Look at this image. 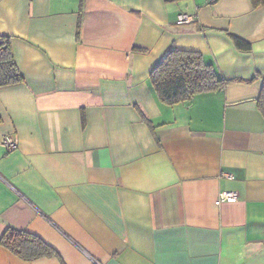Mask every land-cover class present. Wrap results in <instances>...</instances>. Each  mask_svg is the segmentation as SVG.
<instances>
[{
  "label": "crops",
  "instance_id": "obj_1",
  "mask_svg": "<svg viewBox=\"0 0 264 264\" xmlns=\"http://www.w3.org/2000/svg\"><path fill=\"white\" fill-rule=\"evenodd\" d=\"M0 36L25 78L0 90V239L32 233L63 262L0 245V264H264V8L0 0ZM171 49L233 81L166 105L151 72Z\"/></svg>",
  "mask_w": 264,
  "mask_h": 264
},
{
  "label": "trees",
  "instance_id": "obj_2",
  "mask_svg": "<svg viewBox=\"0 0 264 264\" xmlns=\"http://www.w3.org/2000/svg\"><path fill=\"white\" fill-rule=\"evenodd\" d=\"M250 1L254 9L264 8V0ZM231 38L239 51L251 50L249 42L234 35ZM232 81L220 78L214 67L206 63L200 53L178 49H171L151 72V82L156 94L169 106L190 101L201 93L223 90ZM24 82L25 78L17 66L10 38L0 36V90ZM257 104L264 117V82ZM0 245L26 262L43 258H57L62 262L54 248L37 235L23 230L8 228L0 239Z\"/></svg>",
  "mask_w": 264,
  "mask_h": 264
},
{
  "label": "built area",
  "instance_id": "obj_3",
  "mask_svg": "<svg viewBox=\"0 0 264 264\" xmlns=\"http://www.w3.org/2000/svg\"><path fill=\"white\" fill-rule=\"evenodd\" d=\"M217 2V0H208V3L213 4ZM192 22V17L182 14L178 18V24L183 25V24H188ZM4 144L8 151H12L16 149V142L12 140H6L4 141ZM239 200V196L235 192H224L220 194L219 198L216 200V205H221L223 203H236Z\"/></svg>",
  "mask_w": 264,
  "mask_h": 264
}]
</instances>
